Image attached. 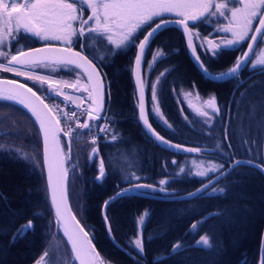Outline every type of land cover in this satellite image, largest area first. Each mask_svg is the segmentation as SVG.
I'll list each match as a JSON object with an SVG mask.
<instances>
[{"label":"trees","instance_id":"trees-1","mask_svg":"<svg viewBox=\"0 0 264 264\" xmlns=\"http://www.w3.org/2000/svg\"><path fill=\"white\" fill-rule=\"evenodd\" d=\"M195 27L201 34H207L218 25L198 24ZM153 47L162 49L167 55L153 65L152 76L157 79L166 68L173 69L161 78L158 85V106L168 123L151 119L149 115L153 128L174 144L199 147L203 150L199 153L208 160H223L227 166L234 157L264 165V74L259 68H242L238 78L208 80L189 59L183 37L174 27L162 29L154 37L150 49ZM151 53L149 51L148 56ZM197 53L211 72L218 74L232 66L239 50L225 49L215 58L208 52ZM133 55L129 46L114 53L108 50L100 57L93 56L107 85L105 112L109 128L106 136L96 139L95 145L83 141L86 134L73 138L69 154L72 167L68 169L66 183L69 206L89 232L98 252L111 264H154V261L155 264H244L245 261L258 264L264 226V176L256 168L245 165L215 185L216 188H226V192L219 196L202 194L197 198L161 200L128 195L117 199L107 209L115 242L108 237L101 205L107 197L126 186L125 177L136 173L141 177L140 182L158 187L161 179L168 180L165 187L169 195L190 191L201 183V178L187 172L180 173L178 168L183 158L192 157L195 152L173 153L163 149L139 125L131 78ZM59 72L73 78L79 75L83 80L76 69ZM21 82L31 86L26 81ZM189 92L203 98L215 94L222 114H213L211 134L208 123L188 115L182 106V96ZM242 93L245 94L243 97ZM226 128L232 148L228 147L229 141L224 140ZM0 131L10 133L0 135V264H35L55 238L61 242L56 244L59 252H66L69 257L60 233L53 234L54 222L46 194L40 137L34 122L18 106L0 101ZM77 132L87 133V130ZM113 134H117L115 141L112 140ZM245 140L252 142L250 148ZM217 143H221L229 155L221 157L215 150ZM93 147L99 150L94 160L90 159ZM21 150L38 159H19ZM129 154L138 162V170L135 167L126 171L121 168V159ZM101 159L106 171L102 182L96 180ZM148 194L165 196L158 191H149ZM145 210L150 215L146 218L143 233L145 252L140 256L133 241L139 232L137 220ZM215 211H221L223 215L207 219L199 234H189L192 222ZM29 220L33 221L34 228L23 238L13 241L17 230ZM205 233L212 238L214 248L211 250L195 247L200 235ZM179 241L186 250L178 255L172 254V246ZM61 258L56 256L54 264Z\"/></svg>","mask_w":264,"mask_h":264},{"label":"snow or ice","instance_id":"snow-or-ice-1","mask_svg":"<svg viewBox=\"0 0 264 264\" xmlns=\"http://www.w3.org/2000/svg\"><path fill=\"white\" fill-rule=\"evenodd\" d=\"M86 10H91V15L85 19ZM169 15L177 17V19H169ZM212 17L227 19L228 23L226 25L222 22L219 23L216 30L231 33V38H221L220 44L214 43L212 39L204 38L212 50L213 57H218L225 49L241 51L235 64L227 71L218 74L212 73L208 65L198 55L192 34V29L197 22H209ZM189 21L193 23L189 24ZM257 21L258 23L254 25V22ZM74 22H78V28L74 26ZM170 24L183 28L188 48L192 50L198 67L202 74L210 79L238 78L240 70L247 67L249 63L252 64L253 69L259 68L261 74H264V49H259L260 42L264 40V0H0V72L23 77L24 80L33 81L40 86L34 89L17 80L0 79V101H13L22 105L31 113L39 126V133L43 138L44 168L47 169V192L55 212L56 223L62 229L64 237L67 238V245L71 249V260L65 258L63 264H111L98 252L92 239L89 238V232L86 231L82 222L78 220L77 215L69 206L65 184L67 169L63 167L64 157L60 147L62 139L60 133H63V136L67 137L71 144L74 137H79L82 134L91 135L93 130H98L97 135L99 132L107 133L109 128L108 119L102 112L105 99L102 73L98 70L95 61L84 54V46L89 41L98 44L106 40L108 45L115 49H125L129 46L138 49L133 69L135 83L139 90L138 119L143 122L147 133H150L157 141L165 146L180 149L183 146L171 143L151 125L149 114L145 110V88L140 73L142 64L147 63L151 68L153 64L167 55L162 49H158L152 55L151 62L146 59L154 37ZM141 34H143V39L136 43ZM73 37L82 38L81 51L74 50ZM21 38L59 41L62 46L46 43L40 48L24 50L21 47L16 49L15 54L4 50L11 47L13 41L19 43ZM244 43H247V51L241 47ZM201 47H203V43ZM258 49L259 51H257ZM108 50L111 51V49ZM253 56H255L254 61ZM36 68L49 69L53 73L73 72L75 69H80L87 80L82 82V77L79 75L75 80L54 79L49 75L37 73ZM172 70L166 68L159 74L156 83L151 84L152 99L157 102L156 114L160 116L161 120H164L165 124L168 121L158 106V85L161 78ZM44 85H47L50 96L38 94ZM64 88L74 89L76 92H83L87 95L86 97L71 95L63 92ZM190 95L191 93H186L185 99H188ZM244 95V93L241 94L242 97ZM61 96L65 107H61V104L52 98ZM196 99L200 100L199 94ZM86 100L91 103L86 108H82L81 106L85 104ZM70 104L75 105V109L70 108ZM189 107H192L191 103H189ZM194 110L198 116L206 117L205 123H208L209 134H211V129L214 127L213 114L216 116L222 114V108L219 106L215 94L203 100L202 104ZM83 114L87 115V119L81 121L80 115ZM99 120H103L104 124L91 123ZM70 122L75 123L77 129L88 130L87 133L75 132ZM192 122L196 123L197 121ZM9 134L0 131V135ZM116 139L117 134H113L112 140ZM224 140L229 141L228 147L232 148L227 128L224 132ZM96 142L94 136L91 143L95 145ZM245 143L249 148L251 147V141L245 140ZM215 150L220 152L221 157L229 155L222 148L221 143H217ZM183 151L201 152L203 150L199 147H183ZM91 152L90 159L94 160L99 150L97 147H93ZM18 158L26 161L38 159L35 155L29 156L22 150L18 152ZM173 163L176 164L177 161L174 160ZM241 165L264 171V165L254 160L240 161L234 157L228 161L227 167L223 160L207 165L203 162L194 163L196 171L191 174L202 178V187L189 193L185 199L197 198L202 194L208 197L224 194L226 188H216L215 185L219 184L221 178L227 177ZM185 172L186 169L180 167V173ZM210 173L215 175V180ZM105 178V164L101 159L99 175L96 180L102 182ZM133 180L137 182L133 183ZM140 181L141 177L136 173L125 177L127 186L120 188L113 197L104 202V222L109 237L114 242L111 219L107 215V209L113 202L127 197L132 192H136L138 195H147L149 191H158L169 195L165 187L169 183L168 180L161 179L159 187ZM149 215L150 213L145 210L137 220L139 232L133 243L140 256H143L145 252L143 233L146 218ZM221 215L223 212L215 211L203 219L192 222L189 234H199V229L207 222V219ZM32 228H34L33 221L29 220L26 225L17 230L16 235L12 238L13 241L23 238ZM151 238L149 237V239ZM195 247L201 250L214 248L211 236L208 233L200 235ZM182 250H186L182 241L176 242L172 246V254L178 255ZM50 255L51 253L45 250L35 261V264H51ZM244 264L247 262L245 261ZM259 264H264V256L261 257Z\"/></svg>","mask_w":264,"mask_h":264},{"label":"rangeland","instance_id":"rangeland-1","mask_svg":"<svg viewBox=\"0 0 264 264\" xmlns=\"http://www.w3.org/2000/svg\"><path fill=\"white\" fill-rule=\"evenodd\" d=\"M214 10V9H213ZM85 15V13H84ZM85 19L87 17H84ZM169 19H175V18H169ZM223 23V24H227L228 23V20L227 19H224L222 17H219V18H216V17H212L210 18L209 22H205V23H200V22H197L196 23V26L198 24H212V23H216L217 25H219V23ZM193 22L192 21H189V24H192ZM258 23L257 22H254V25ZM78 25V22L75 23V26ZM173 27V26H171ZM211 27V26H210ZM176 28V27H174ZM178 29V28H176ZM217 27L215 28V30H210L207 34H201L196 27H194L192 29V34H193V42H194V46L197 48V51H203V52H208L210 54H212V50L210 48V46L207 44L206 40L204 38H209V39H212L214 43L216 44H220L221 43V38H231V33H223V32H218L217 30ZM179 30V29H178ZM179 32L181 33V31L179 30ZM145 34V33H144ZM143 35V34H141ZM182 35V33H181ZM142 37V36H141ZM141 37L139 39H137L136 43L139 42V40L141 39ZM183 37V36H182ZM184 42V40H183ZM203 43V47H201ZM109 46V47H108ZM246 46H247V43H244L241 47L243 48V50L246 49ZM185 47V46H184ZM107 48H111V51H116L118 49H115L113 46L111 45H108L107 41L104 43V48H102L101 50L99 51H102L104 54L105 53H108V49ZM130 48L134 51V46H130ZM114 49V50H112ZM205 49H208V51H205ZM259 49H264V40H262L260 42V45H259ZM259 49L257 51H259ZM157 47H153L152 49H150V51H152L151 54H149L147 61L148 62H151L152 60V55L157 51ZM96 51V50H95ZM192 51V50H191ZM241 55V51H239V53L237 54V57H239ZM236 57V59H237ZM255 59V56H253V61ZM236 62V60H235ZM154 65V64H153ZM231 67V66H230ZM230 67H228L226 70H228ZM153 66L151 68L148 67L147 63H144L141 65V68H140V73H141V77H142V80L144 81V88H145V96H146V110H147V114H149L151 116V119H156V120H160V116L156 114V111H155V107L157 106V102L156 101H153L152 99V92H151V84L152 83H156L157 79L152 76V74H154V71L152 70ZM247 68H253L252 67V64L249 63ZM225 70V71H226ZM35 71L39 74H46V75H49L51 76L52 78H55V79H66V80H75L76 78H73L71 77L70 75H67V74H63V73H60V72H51L49 71L48 69H44V68H36ZM101 72V71H100ZM150 75H151V81H150ZM0 77H7V78H11V79H16V80H23V81H26L27 83L31 84V86L36 89V88H39V84L38 83H34L33 81H28V80H24L23 77H18V76H14L13 74L11 73H7V72H0ZM103 77V75H102ZM231 79V78H230ZM85 81V80H82V82ZM103 83L105 84V80L103 78ZM63 90H69V88H64ZM70 92V91H69ZM81 93V96L83 92H80ZM191 93L190 97L188 99H185V94H183L182 96V106L188 111V115L192 116V117H195L197 119H202L204 121H206V117H201V116H198L195 112V108L196 107H199L203 100H206L208 98H203V97H200V100H197L196 99V94L192 93V92H189ZM40 94L44 95V96H48V95H51L49 92H48V88H47V85H44L43 88L41 89L40 91ZM184 97V98H183ZM58 98V97H57ZM135 99H136V96H135ZM91 102L89 100H86L85 101V104H83L84 108H86ZM189 103L192 104V107H189ZM136 111H137V100H136ZM210 111V110H208ZM103 114L106 115V112L104 110H102ZM81 117V120H86L87 119V115L86 114H83V115H80ZM98 121H94V122H91V123H97ZM140 125V124H139ZM77 130H81V129H77L76 128V132ZM88 131V130H87ZM93 133H91V135H88L86 134L84 136V139L83 141L84 142H91V139L93 138ZM90 137V139H88ZM63 143V142H62ZM70 147V146H69ZM61 148H62V153H63V157H64V166H65V169H67V175H68V169L70 167H72L71 165V161L69 160L70 157H69V154H70V151H69V154L67 153V150H66V147L61 145ZM183 148V147H182ZM134 151V150H133ZM24 152V151H23ZM135 152V151H134ZM137 152V151H136ZM135 152V153H136ZM202 153V151H201ZM193 154V153H192ZM192 157H185L183 158V161L178 165V168L180 169V167H184L186 169V172L187 174H189L190 176H194L192 175L191 173H194L196 171V169L194 168V163H200V162H203L205 165L209 164V163H215L214 161L212 160H208L206 159L205 157H203L199 152H195V154L191 155ZM120 165H121V168L126 171L128 170V168L130 167H135L137 170H138V162L136 161V159L134 158V156L132 154H129L128 156L125 155V157H123L121 159V162H120ZM210 175H212L210 173ZM196 177V176H195ZM214 177V175L212 176V178ZM197 178H200V177H197ZM202 179V178H201ZM66 183H67V179H66ZM201 184V183H200ZM199 184V185H200ZM70 185V180L68 179V186ZM67 188V186H66ZM120 190V189H118ZM117 190V191H118ZM78 218V217H77ZM56 233H60V230L57 229L53 231V234L56 235ZM63 239V238H62ZM55 240V242H51L50 244V247L47 249L51 255H50V259H51V264H54V261H56V256L57 257H62L61 259H59L55 264H63V259L67 258L69 261L71 260V254L69 252V257H67V254L66 252L63 251V253H60L57 249V246L56 244L57 243H61L58 239H53ZM55 245H54V244ZM58 253H60V256L57 255Z\"/></svg>","mask_w":264,"mask_h":264},{"label":"water","instance_id":"water-1","mask_svg":"<svg viewBox=\"0 0 264 264\" xmlns=\"http://www.w3.org/2000/svg\"><path fill=\"white\" fill-rule=\"evenodd\" d=\"M173 20H174V19H173ZM168 26L176 27V28H178V29L181 31L182 36H183V40H184L185 51H186V53H187L189 59L191 60V62L194 64V66L197 68V70L200 72V74H202L200 68L198 67V64H197V61H196L195 57L192 55V51H191V49L188 48V45H187V37H186V35H185L184 31H183V28L180 27V26H178V25H174V24H170V25H168ZM145 34H146V33H145ZM141 39H143V36L141 37ZM138 43H139V42H138ZM39 48H40V47H39ZM137 51H138V49L135 47L134 58H133V61H132V66H131V76H132L131 78H132V82H133V86H134V92H135V96H136V100H137V119H138V117H139V107H138V106H139V90L137 89V86H136V83H135V75H134V73H133V69L135 68V56H136V54H137ZM244 51H247V46H246V49H245ZM234 64H235V63H234ZM234 64H233V65H234ZM233 65H232V66H233ZM232 66H231V67H232ZM231 67H230V68H231ZM77 70H79V71L81 72L80 69H77ZM98 70H99V69H98ZM99 71H100V70H99ZM81 73H82V72H81ZM82 74H83V73H82ZM202 75H203V74H202ZM203 76H204L205 78H207L208 80H211V81H224V80H212V79H210L209 77H207V76H205V75H203ZM85 78H86V80H87V77H86V76H85ZM102 78H103V77H102ZM0 79H10V78L0 77ZM12 80H15V79H12ZM17 81H18V80H17ZM19 82H20V81H19ZM103 85H104V83H103ZM104 89H105V85H104ZM7 102H9V103H11V104H14V105L18 106V107L21 108L23 111H25V112L30 116V118L32 119V121L34 122V124H35V126H36V128H37V131H38V134H39V137H40L41 162H42V169H43V173H44V180H45L46 193H47L48 202H49V205H50V208H51L52 214H53L54 226H55V228H57V227L59 228L60 233H61V235H62L64 241H65L66 244H67V238L64 237L62 229H61V228L57 225V223H56V220H55V212H54V209H53L52 206H51L50 197H49V194H48V192H47V169L44 168V161H43V155H44L43 138H42V135L39 133V126H38V124H36V122H35V118L31 116V113L28 112V110L25 109L22 105L16 104V103L13 102V101H7ZM90 102H91V101H90ZM145 110H146V99H145ZM138 121H139V119H138ZM139 124H140V126L142 127V129L144 130V132H145L146 134H148V135L150 136V138H151V139H152V140H153L158 146H160L161 148L166 149V150H168V151H170V152H174V153H179V152H182V151H183V148L175 149V148H171V147L165 146V145L162 144L160 141H157V140L155 139V137H152L150 133H147V130L145 129V127H144V125H143V122L139 121ZM59 135L62 137V140L64 141V144H65V147H66L67 153H69V139H68L67 137H64V136H63V133H60ZM171 143H172V142H171ZM60 147H61V144H60ZM61 149H62V148H61ZM236 160L247 161L248 159L237 158ZM63 167L65 168L64 164H63ZM226 167H227V166H226ZM99 168H100V166H99ZM256 169H257V168H256ZM257 170L260 171V172L262 173V175L264 176V171H261L260 169H257ZM213 180H215V176L213 177ZM65 184H66V181H65ZM200 187H202V184L199 185L198 187H196V188L193 189V190H190V191H187V192H183V193H179V194H174V195H172V196H159V195H152V194L141 195V196L148 197V198H153V199H162V200H163V199H165V200H180V199H185V197H188V194H189V193L195 191L196 189H198V188H200ZM118 191H119V190H118ZM116 192H117V191H116ZM116 192L113 193V194H112L111 196H109L108 198H106L105 200H108V199H110L111 197H113V196L116 194ZM129 194L138 195L136 192H132V193H129ZM104 202H105V201H104ZM104 202H103L102 207H101V214H102L103 221H104ZM206 215H208V214H206ZM104 224H105V222H104ZM105 229H106L107 235H108V237H109V233H108V231H107V227H106V225H105ZM89 238H90V236H89ZM109 238H110V237H109ZM110 239H111V238H110ZM263 239H264V226H263L262 233H261V243H260V246H259L260 254H259L258 264H259L260 259H261V252H262L261 250H262V244H263L262 241H263ZM67 247H68V249H69V251H70V254H71L70 246L67 245Z\"/></svg>","mask_w":264,"mask_h":264},{"label":"flooded vegetation","instance_id":"flooded-vegetation-1","mask_svg":"<svg viewBox=\"0 0 264 264\" xmlns=\"http://www.w3.org/2000/svg\"><path fill=\"white\" fill-rule=\"evenodd\" d=\"M89 15H91V10H86L84 17H87ZM168 18H175V19H177V17L171 16V15H169ZM75 23L76 22H74V26H75ZM75 27L78 28V25H76ZM86 35H87V33H86ZM141 36L142 35H139L138 39ZM105 42H106V40H103L101 43H98L97 44L94 41H89L88 44L86 46H84V54L89 55V56L91 55L92 57L93 56H95V57L102 56L104 53L102 51H99V50H101L102 48H104V43ZM46 43L47 44H52V45H55V46H62L59 41H40L37 38H31V39L21 38L19 40V43H16L15 41H13L11 47H7L4 50L10 51L12 54H15L16 49H19L21 47H23L24 50H27L28 48H39V47H43L44 44H46ZM73 48L76 51L77 50L78 51H81V48H82V38L81 39H78L77 37H73ZM82 95L86 97L87 94L86 93H82Z\"/></svg>","mask_w":264,"mask_h":264},{"label":"built area","instance_id":"built-area-1","mask_svg":"<svg viewBox=\"0 0 264 264\" xmlns=\"http://www.w3.org/2000/svg\"><path fill=\"white\" fill-rule=\"evenodd\" d=\"M48 96H50V95H48ZM52 98H54L58 103H60L61 104V107H65V105H64V102H63V97L61 96V97H52ZM47 102V101H46ZM69 107L70 108H72V109H75V105H69ZM82 107V106H81ZM75 119V118H74ZM81 120V119H80ZM71 123V127L74 129V131H75V129H76V127H75V123H73V122H70ZM97 124H101V125H103L104 124V121L103 120H99L98 121V123ZM97 131L98 130H95L94 132H93V137L95 136V137H98V136H104L105 135V133L104 132H99V134L97 135ZM88 139H90V137L88 138Z\"/></svg>","mask_w":264,"mask_h":264},{"label":"bare ground","instance_id":"bare-ground-1","mask_svg":"<svg viewBox=\"0 0 264 264\" xmlns=\"http://www.w3.org/2000/svg\"><path fill=\"white\" fill-rule=\"evenodd\" d=\"M260 243H261V241H260ZM262 243H264V239H263V241H262ZM262 252H261V257L263 256V244H262V250H261ZM260 254V253H259Z\"/></svg>","mask_w":264,"mask_h":264}]
</instances>
